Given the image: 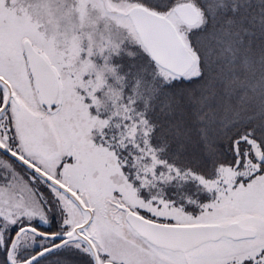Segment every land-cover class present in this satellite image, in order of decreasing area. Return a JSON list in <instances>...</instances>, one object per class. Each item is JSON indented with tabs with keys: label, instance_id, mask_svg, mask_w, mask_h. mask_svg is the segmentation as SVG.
Segmentation results:
<instances>
[{
	"label": "snow or ice",
	"instance_id": "6c2138e0",
	"mask_svg": "<svg viewBox=\"0 0 264 264\" xmlns=\"http://www.w3.org/2000/svg\"><path fill=\"white\" fill-rule=\"evenodd\" d=\"M0 264H264V0H0Z\"/></svg>",
	"mask_w": 264,
	"mask_h": 264
}]
</instances>
